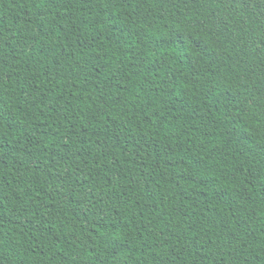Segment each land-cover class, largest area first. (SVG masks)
Returning <instances> with one entry per match:
<instances>
[{
    "label": "trees",
    "instance_id": "16d2710c",
    "mask_svg": "<svg viewBox=\"0 0 264 264\" xmlns=\"http://www.w3.org/2000/svg\"><path fill=\"white\" fill-rule=\"evenodd\" d=\"M0 264H264V0H0Z\"/></svg>",
    "mask_w": 264,
    "mask_h": 264
}]
</instances>
